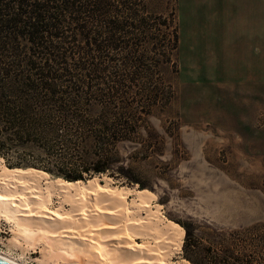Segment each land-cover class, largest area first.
Here are the masks:
<instances>
[{"label": "rangeland", "instance_id": "374dc122", "mask_svg": "<svg viewBox=\"0 0 264 264\" xmlns=\"http://www.w3.org/2000/svg\"><path fill=\"white\" fill-rule=\"evenodd\" d=\"M108 16L132 26L88 80L109 110L140 117L137 156L117 148L123 165L203 245L264 264V0H125ZM0 236L8 251L5 221Z\"/></svg>", "mask_w": 264, "mask_h": 264}, {"label": "trees", "instance_id": "16d2710c", "mask_svg": "<svg viewBox=\"0 0 264 264\" xmlns=\"http://www.w3.org/2000/svg\"><path fill=\"white\" fill-rule=\"evenodd\" d=\"M124 1L0 0V156L8 167L68 181L107 173L143 188L117 150L129 143V156H137L139 115L109 110L88 80L120 43L115 36L132 26L108 16ZM102 24L112 32L104 35ZM179 223L181 255L191 264H254L252 255L203 245Z\"/></svg>", "mask_w": 264, "mask_h": 264}, {"label": "bare ground", "instance_id": "6f19581e", "mask_svg": "<svg viewBox=\"0 0 264 264\" xmlns=\"http://www.w3.org/2000/svg\"><path fill=\"white\" fill-rule=\"evenodd\" d=\"M114 180L103 173L68 181L8 167L0 156V221L11 230L0 257L29 264L25 251L38 246L41 264H191L173 262L184 229L163 214L157 195Z\"/></svg>", "mask_w": 264, "mask_h": 264}, {"label": "water", "instance_id": "95a60500", "mask_svg": "<svg viewBox=\"0 0 264 264\" xmlns=\"http://www.w3.org/2000/svg\"><path fill=\"white\" fill-rule=\"evenodd\" d=\"M94 174H95V173L90 174V175L87 176V177H92ZM99 175H101V173H99ZM0 264H14V263H12V262H10V261H8V260L3 259V258L0 257Z\"/></svg>", "mask_w": 264, "mask_h": 264}]
</instances>
